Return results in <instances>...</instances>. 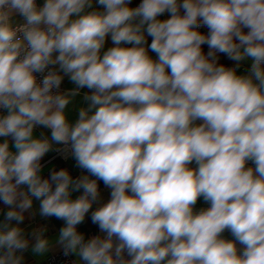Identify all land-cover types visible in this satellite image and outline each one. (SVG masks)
I'll use <instances>...</instances> for the list:
<instances>
[{
	"label": "clouds",
	"instance_id": "clouds-1",
	"mask_svg": "<svg viewBox=\"0 0 264 264\" xmlns=\"http://www.w3.org/2000/svg\"><path fill=\"white\" fill-rule=\"evenodd\" d=\"M34 200L76 264H264V0H0V264Z\"/></svg>",
	"mask_w": 264,
	"mask_h": 264
},
{
	"label": "crops",
	"instance_id": "crops-1",
	"mask_svg": "<svg viewBox=\"0 0 264 264\" xmlns=\"http://www.w3.org/2000/svg\"><path fill=\"white\" fill-rule=\"evenodd\" d=\"M38 2L42 3L43 0H38ZM167 14L165 15V17L162 18H166ZM149 42H150V38H149ZM154 55V54H153ZM62 87L64 88H68L71 87V85L68 83L67 80H65L64 84L62 85ZM87 91V90H85ZM82 103L81 98H77V100L74 102L75 104H79ZM70 106V111H69V117L72 120H75V118L78 115V112L75 109V106ZM41 132H44L46 135L48 134L46 130L43 129H37L36 130V134L39 135ZM56 147V146H54ZM54 151V150H53ZM53 151H51L50 153L46 154L45 157L42 159V172H43V176L45 178H47L49 176V173L52 171H58L60 170L62 167L59 166V163L61 162H57L56 160H50V157L53 153ZM59 161V160H58ZM64 167L63 168H67L70 172V174L75 178L78 175H80V173L82 172V170L78 169L75 166V161L74 159L71 158V156H69L64 162H62ZM101 189H102V200L103 201H107V199L109 198V189H106L103 187V185H101ZM79 193H75V195H78ZM39 201L38 200H34L33 202V207L32 209L29 210V212L25 213V221L23 222V224L21 225V227H24L25 230L27 232H31L33 229H41V228H46L47 231L45 232V236L48 237L51 241V247L50 249L44 253L43 255H37V254H33L31 252V250L29 249L28 252L25 253V259L23 264H43L45 262V259L48 257L49 254L51 253H56L60 250H62V247L56 242L59 236V230L62 227L63 222L62 221H58L55 218H43L39 215ZM209 205L203 201V199L201 198V200L198 201L197 205H196V211H199L203 208L208 207ZM5 206L3 205L2 202H0V209H3ZM96 205H93V208H95ZM35 213V215H31V213ZM3 219L2 214H0V220ZM79 231L84 232L87 236H91V235H95L97 234V227L96 225H93L91 223V220L86 217L84 224L80 225L78 228ZM226 236V238L231 239V235L230 233H225L224 234ZM73 257V259L76 260L78 259L75 255H71ZM82 264V262H81Z\"/></svg>",
	"mask_w": 264,
	"mask_h": 264
},
{
	"label": "built area",
	"instance_id": "built-area-1",
	"mask_svg": "<svg viewBox=\"0 0 264 264\" xmlns=\"http://www.w3.org/2000/svg\"><path fill=\"white\" fill-rule=\"evenodd\" d=\"M70 155L69 154H61L57 151H53L50 160H59L64 162ZM43 264H76L75 260L71 255H64L63 250H60L56 253H51L45 259Z\"/></svg>",
	"mask_w": 264,
	"mask_h": 264
},
{
	"label": "trees",
	"instance_id": "trees-1",
	"mask_svg": "<svg viewBox=\"0 0 264 264\" xmlns=\"http://www.w3.org/2000/svg\"><path fill=\"white\" fill-rule=\"evenodd\" d=\"M140 2V0H133V5H135V4H138ZM201 31H207L206 29H204V28H202L201 29ZM204 48H205V51H207V46H204ZM221 62H223V63H225V64H231V62L230 61H228L225 57H223V56H221ZM57 162H60V161H58V160H56ZM59 166L60 167H64V165H63V163L62 162H60L59 163ZM101 185H102V183H101Z\"/></svg>",
	"mask_w": 264,
	"mask_h": 264
}]
</instances>
